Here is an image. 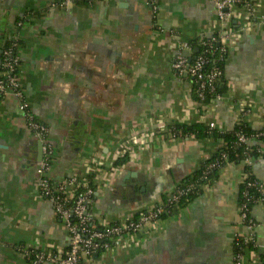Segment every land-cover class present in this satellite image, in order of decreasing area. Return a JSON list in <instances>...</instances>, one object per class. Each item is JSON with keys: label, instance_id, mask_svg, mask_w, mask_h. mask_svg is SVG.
<instances>
[{"label": "crops", "instance_id": "obj_1", "mask_svg": "<svg viewBox=\"0 0 264 264\" xmlns=\"http://www.w3.org/2000/svg\"><path fill=\"white\" fill-rule=\"evenodd\" d=\"M61 1L0 0V59L14 43L28 111L47 126L53 147L46 175L90 179L97 223L163 201L222 146L211 136H172L173 125L264 127V0H252L249 11L233 7L222 92L203 104L172 61L184 50L191 56L194 48L185 44L220 30L211 0H153L155 10L146 0ZM39 142L18 99L0 96V264H28L21 248L68 244L52 203L37 189ZM244 168L223 164L187 205L84 264H232L234 237L246 235L238 208ZM250 170L264 180V158L253 159ZM251 216L263 224L264 205L254 204ZM255 242L258 251L246 249L244 264H264L261 226Z\"/></svg>", "mask_w": 264, "mask_h": 264}, {"label": "built area", "instance_id": "obj_2", "mask_svg": "<svg viewBox=\"0 0 264 264\" xmlns=\"http://www.w3.org/2000/svg\"><path fill=\"white\" fill-rule=\"evenodd\" d=\"M73 1L62 0L61 3L67 4ZM86 1L92 2L94 0ZM146 2L154 10L156 9L153 0H146ZM211 2L214 5L215 14L220 22V30L207 38V40L201 42L203 49L201 52L195 53L193 61L191 60L188 63L187 58L180 52L172 61V67L177 73L188 74L198 81V102L200 104H203L204 89L214 90L215 82L222 75V69L218 66L205 70V66L211 60L208 55L214 50L213 42L217 41L221 44L222 50H225L223 39L228 35L226 22L233 14V7L239 6L249 11L252 5V0H211ZM184 47L191 48L189 44H185ZM18 64L19 58L14 51V43L4 46L0 59V96L11 94L18 99L19 109L24 112L28 128L41 143L42 156L35 170L37 189L42 198L52 203L56 216L62 221L68 234V244L63 250L21 248V252L27 263L84 264L86 259L92 258L97 252L106 253L115 246H126L135 239L138 233L147 232L148 228L160 219V213L163 208L177 201L183 190L176 186L163 201L158 202L149 209L139 211L136 216L119 221L97 223L91 208V195L94 193V186L90 185L88 178L68 176L60 181H53L46 175L53 154V147L47 138V126L37 121L28 111L24 91L17 77ZM219 97L220 94H217L214 99H218ZM209 126L213 127V124L211 123ZM171 135L173 136V134ZM144 141L146 140L144 139ZM237 141L247 145L253 143L252 139L244 136L242 133H237ZM260 144L263 146L262 143ZM247 150L248 146L245 147L244 152ZM221 156L223 158L226 157L225 153H222ZM251 161L252 159L245 158L243 163L245 166H250ZM217 163L218 160L213 165ZM92 172L97 174L98 169L94 168ZM258 180L259 183L248 182L247 184L248 186H255L257 188L260 192L258 203L264 205V180ZM244 197L245 201L239 204L238 208L241 222L246 228V235H235L234 242L236 240L237 243L238 236H242L245 246H239L237 251H233L232 264H244L243 257L245 250L248 249L246 244L252 243L255 248H258L255 242V232L260 226L264 230V223H258L251 216V209L249 210L247 205V200L250 198L247 191L244 192ZM255 251L257 252V250Z\"/></svg>", "mask_w": 264, "mask_h": 264}, {"label": "trees", "instance_id": "obj_3", "mask_svg": "<svg viewBox=\"0 0 264 264\" xmlns=\"http://www.w3.org/2000/svg\"><path fill=\"white\" fill-rule=\"evenodd\" d=\"M74 2L87 3L86 0H74ZM209 37H202L200 39L189 42V46L193 48H198L197 52H201L203 49L202 41L207 40ZM214 50L208 55L210 57V62L205 66V70L210 69L213 66H218L223 70V61L225 58V50H222L221 44L217 41L213 42ZM192 52L191 60L193 61L195 53ZM191 62V61H190ZM183 75V74H181ZM192 80V92L196 100H199L198 97V81L194 80L191 76L187 74ZM222 77V76H221ZM218 79L214 84V90H209L208 88L204 89V99L203 103L210 102L214 100L217 94H221L222 87L220 84L221 81ZM171 134L173 136H184V135H193L194 137L201 139L207 136H211L217 141L222 142V146L212 154L210 158L203 161L200 165V168L194 171L192 174L186 176L182 182L177 186L182 189L183 192L179 195L177 201L165 206L160 213V218L171 214L180 207L187 205L194 197L199 193L203 185H209L218 175V169L225 163L239 164L243 163L245 158L257 159L264 158V127L260 129H253L247 123L243 121H238L234 128L231 131L223 132L219 131L214 127L209 125H204L201 123H192V124H175L171 127ZM237 133H242L244 136L252 139L253 143L250 145L239 143L237 141ZM263 146H261V144ZM248 146V150L244 152L245 147ZM222 153H225L226 157H222ZM218 160V163L213 165V163ZM126 161V156H121L117 158L113 166L117 167L124 164ZM248 182L259 183L258 178L254 177L251 173L250 166H245L244 168V177L241 182L239 189L238 205L245 201L244 192L247 191L250 198L247 200V205L249 210L254 204H257L260 199V192L255 186H248ZM90 185L93 187L90 179ZM94 188V187H93ZM93 194L91 195V198ZM264 200V199H263ZM250 214V212H249ZM249 249H255L258 251V248H255L252 243L246 244ZM239 246L244 247L243 237L238 236L237 243L236 240L233 243V251H237ZM99 252H97L98 254ZM260 258L264 261V251L258 252Z\"/></svg>", "mask_w": 264, "mask_h": 264}, {"label": "water", "instance_id": "obj_4", "mask_svg": "<svg viewBox=\"0 0 264 264\" xmlns=\"http://www.w3.org/2000/svg\"><path fill=\"white\" fill-rule=\"evenodd\" d=\"M194 52L198 51V48H194L193 50ZM184 56L187 58V62L189 63L191 61V56H189V52L188 50H184ZM37 153H38V159H40L41 155H42V150H41V143L39 142L38 144V148H37ZM97 254H94L93 256L96 257Z\"/></svg>", "mask_w": 264, "mask_h": 264}]
</instances>
